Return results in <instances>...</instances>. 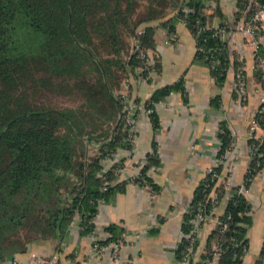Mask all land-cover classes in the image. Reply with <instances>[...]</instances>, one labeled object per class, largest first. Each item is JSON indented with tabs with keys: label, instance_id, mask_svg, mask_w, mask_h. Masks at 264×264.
I'll list each match as a JSON object with an SVG mask.
<instances>
[{
	"label": "trees",
	"instance_id": "1",
	"mask_svg": "<svg viewBox=\"0 0 264 264\" xmlns=\"http://www.w3.org/2000/svg\"><path fill=\"white\" fill-rule=\"evenodd\" d=\"M201 1L186 5L194 6L193 12L184 13L181 8L176 15L185 17L195 33L205 24ZM171 2L0 0V264L16 253H25L33 241L65 240L75 215L81 220V234L94 231L88 220L97 212L96 200H107L122 189L114 184L101 191V157L88 156L87 149L93 145L113 153L127 147L122 120L113 133L111 130L123 109V80L141 66L130 52V39L143 21L163 15ZM175 17L168 20L171 25ZM210 38V32L198 34L199 42L206 40V46L219 47L214 53L219 62L210 70L221 84L229 63L227 43ZM196 58L203 60L198 53ZM239 65L235 61V68ZM172 90L183 92L184 86L177 82L159 88L151 100H161ZM46 95L51 97L48 104L43 100ZM60 98L78 104L56 106L53 100ZM258 116L264 118V112ZM220 127L225 129L226 124ZM218 137L217 156L227 142V135ZM260 150H264V141ZM107 178L112 181L110 173ZM79 187L81 195L76 194ZM202 188L200 183L189 208L203 201ZM209 208L207 204L206 210ZM247 209L245 197L234 195L225 209L232 217L229 231L220 237L215 228L211 234L214 240H227V250L220 256L222 264L240 262V246L228 239L240 242L243 224L249 219L238 213ZM188 219L186 213L185 232L189 230ZM117 228L105 227L110 237L100 242L121 238ZM184 244L185 240L181 250ZM207 254L211 258L210 248ZM262 257L264 241L256 264Z\"/></svg>",
	"mask_w": 264,
	"mask_h": 264
},
{
	"label": "crops",
	"instance_id": "2",
	"mask_svg": "<svg viewBox=\"0 0 264 264\" xmlns=\"http://www.w3.org/2000/svg\"><path fill=\"white\" fill-rule=\"evenodd\" d=\"M196 0H172L163 15L143 21L130 39L138 36L142 45L154 57V76L149 81L123 80L121 91L128 90L136 103L145 102L154 91L181 82L183 92L172 90L163 96L155 112L147 116L137 113L135 140L131 150L119 147L115 157L123 166L119 175H112V185L120 184L102 205L97 207L93 221V234H81L78 215L67 230L65 240L33 241L25 253H16L2 264H27L29 258L41 256L54 264H181L178 253L185 233L184 216L209 167L218 166L220 140L217 129L225 123L235 137L232 153L234 163L230 171L231 185L238 184L249 162L247 139L249 121L260 107L261 99L253 93L240 102L234 87L235 61L243 67L249 90L258 82L250 46L241 34L227 36L230 66L223 83L217 84L205 60H199L195 36L186 22L177 18V12ZM202 0L205 24L232 26L241 19L239 9L248 0ZM237 14L239 17L237 18ZM176 16V17H175ZM175 17L174 24L168 20ZM146 39V43L143 40ZM264 56V45L260 46ZM131 52V51H130ZM207 61V60H206ZM131 72H128V75ZM131 75V74H130ZM125 79V78H124ZM120 91V93H121ZM259 137L261 132H256ZM97 148L89 155L96 154ZM144 169L145 187L128 178ZM221 180L215 188H221ZM248 204V224L240 240L245 246L239 264H256L264 241V166L255 175L245 194ZM224 206L220 203L212 218L220 216ZM116 226L124 238L122 259L113 261L107 253H92V238L105 239V227ZM214 220L198 229L193 264H222L221 258H209L207 252L214 242ZM110 234V233H109ZM60 244V245H59Z\"/></svg>",
	"mask_w": 264,
	"mask_h": 264
},
{
	"label": "built area",
	"instance_id": "3",
	"mask_svg": "<svg viewBox=\"0 0 264 264\" xmlns=\"http://www.w3.org/2000/svg\"><path fill=\"white\" fill-rule=\"evenodd\" d=\"M197 2V0L195 1ZM194 6H188L182 9V12H193ZM239 14L241 19L232 26H212L210 24L199 25L195 36V41L197 44V53L201 55V58L207 60L212 69L218 64V60L214 58V53L219 48L215 46H206L205 41H198V34L200 31H207L211 33V40L218 39L221 42L227 40L229 34L238 33L241 34L246 43L250 46L252 52L254 67L258 71L259 80L253 85V88L249 90V85L246 79L245 71L241 65H239L234 72V87L238 93V100L243 102L248 94L253 93V95H258L261 99V107L258 108L254 117L249 121L248 135L247 139L249 141L248 154L249 162L245 170V174L241 181L235 186L231 185L229 181L230 171L233 168L234 163L232 162V153L236 147L235 137L229 130L228 126L226 128L218 127L217 135H227V142L223 151L218 156V161L222 168V171L218 169V166H211L207 169L206 175L202 180V196L203 201L196 203L191 208H188V232L183 233V238L185 244L180 252V262L181 264H193L192 255L194 251V246L196 242V236L198 229L203 226L207 221L214 220L215 227L218 229L217 235L223 236L230 229L231 215L226 213L225 209L228 202L233 199L234 195H243L245 197L248 188L253 181L255 175L264 166V150H260L264 141V118L258 116L257 113L264 112V56L260 54V46L264 45V0L262 3H258L256 0H248L247 4L239 9ZM182 21L186 22L185 17H179ZM229 27V29H227ZM142 30L137 31V35L142 34ZM135 37L131 45V53L135 54L138 60L141 62V66L136 68L134 73H130L125 77V82L128 83L130 78L137 81H149V79L154 76V57L140 42L139 38ZM227 43V41H226ZM229 60V55H228ZM230 66V61L224 70L227 72ZM120 101L122 103V128L124 132V140L127 142L126 149L131 150L135 140V125L138 120L137 113L142 112L143 114L150 116L155 112L156 107L162 100L153 101L151 96L142 104L136 103L135 100L131 99L129 91L123 90L120 93ZM260 131L261 135L258 137L256 132ZM219 138V137H218ZM220 140V139H219ZM115 152H105L96 150V154L101 157V169L98 171V176L102 180L101 191H106L113 182L107 178L110 173L112 175H119L122 172L123 166L121 160L115 157ZM141 170L137 169L128 179L138 186L145 187L144 176ZM218 180H221V188H215V184ZM81 189L77 190L76 194L81 195ZM246 199V198H245ZM96 207L105 203L103 197L96 200ZM222 203L224 208L220 216L211 217L212 212L216 207ZM207 204H209V210H206ZM246 211L239 212L238 215H244ZM97 212L90 216L88 222L93 224L94 218ZM76 216V215H75ZM79 217V215H78ZM79 217V224H80ZM81 230V226H80ZM94 231L89 234H93ZM107 237L110 234L107 233ZM104 240V239H103ZM124 238H118L116 240H110L106 243L100 242L97 238H92V253L95 256L107 253L113 261H120L122 259L121 250L124 245ZM229 242L234 245L240 246V252H245V246L241 242H237L234 237H229ZM227 250V240L215 238L214 242L211 244L210 256L211 258H219ZM12 264H19L18 259L12 258ZM27 264H54L49 260L42 258L41 256H34L29 258ZM204 264H211L209 261L204 262ZM259 264H264V257L260 259Z\"/></svg>",
	"mask_w": 264,
	"mask_h": 264
},
{
	"label": "rangeland",
	"instance_id": "4",
	"mask_svg": "<svg viewBox=\"0 0 264 264\" xmlns=\"http://www.w3.org/2000/svg\"><path fill=\"white\" fill-rule=\"evenodd\" d=\"M51 97H49L48 95L46 96H43V100L45 101L46 104H48V100L50 99ZM53 102L56 104V106H59V107H68V106H72V107H75L77 106L78 104V101H75V100H66V99H54ZM93 149H94V146L93 145H90L87 149V155H89V152L92 151L93 152Z\"/></svg>",
	"mask_w": 264,
	"mask_h": 264
},
{
	"label": "water",
	"instance_id": "5",
	"mask_svg": "<svg viewBox=\"0 0 264 264\" xmlns=\"http://www.w3.org/2000/svg\"><path fill=\"white\" fill-rule=\"evenodd\" d=\"M121 118H122V111H119V114H118V118H117L116 124H115L114 127L112 128L111 133H113V132L117 129V127H118V125H119V123H120V121H121Z\"/></svg>",
	"mask_w": 264,
	"mask_h": 264
}]
</instances>
